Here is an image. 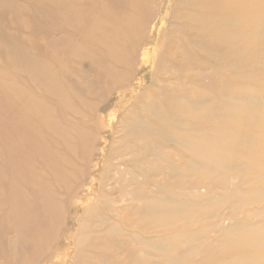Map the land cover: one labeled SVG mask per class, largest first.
Listing matches in <instances>:
<instances>
[{"label":"bare ground","instance_id":"bare-ground-1","mask_svg":"<svg viewBox=\"0 0 264 264\" xmlns=\"http://www.w3.org/2000/svg\"><path fill=\"white\" fill-rule=\"evenodd\" d=\"M40 3L52 15L49 33L70 34L51 43V59L61 64L25 60V50L19 59L50 99V145L61 147L55 156L70 155V172L45 163L56 174L44 186L32 178L39 165L32 177L16 171L20 209L0 196V250L9 256L0 264H18L28 253L39 263L49 256L47 264H211L221 251H263L264 0ZM112 97L125 99L117 111L107 110ZM35 138L34 154L45 162L44 136ZM121 166L133 176L116 187L111 172L120 177ZM57 177L80 184L68 228L59 221L67 203L50 194ZM7 188L0 183V192ZM117 188L124 194L116 197ZM125 195L128 204L118 206ZM247 206L259 210L243 215ZM212 218L219 219L213 227L198 228ZM262 260L244 252L219 264Z\"/></svg>","mask_w":264,"mask_h":264},{"label":"rangeland","instance_id":"rangeland-1","mask_svg":"<svg viewBox=\"0 0 264 264\" xmlns=\"http://www.w3.org/2000/svg\"><path fill=\"white\" fill-rule=\"evenodd\" d=\"M36 11L37 14H35ZM31 15H33L34 18L30 19ZM46 19L49 22L52 19V15L49 11V8H46V6L42 5L40 3V0H0V183L3 182L8 186V188L4 192H0V196L6 197L8 200H12V202H15V208L17 210L20 209L17 197L18 183L13 180V177L17 176L16 171H27L28 176L32 177V169L39 165L43 168V170L41 171L42 173L32 178H38V180L36 181L44 184V186L48 185L47 179L52 180V178H54L56 174L55 169L51 173L49 169H45V163L50 162L52 164L53 162H55L57 165H59V167L65 169L64 173L70 172V165L64 162V160H66L70 155L59 154V156H55L53 151L54 149H58L60 146L57 144H55L54 146L53 143L52 149L50 145V141H54V139H52L53 132L51 131V124L49 122L50 99L45 95L38 84V80H40V78L31 76L27 72H25L19 59L20 53L22 52V50H25L26 54L23 57L25 60H29V58L30 61L43 59V61H46L49 65L54 67H57L59 64H61V61H59L58 59H51V43H54V37H61L64 41L65 35L70 37V34L69 32L67 34H54V30L50 34L49 31L53 29L54 23L52 20L48 24L42 23V21H45ZM35 21H37V23H32ZM35 29H42L44 36H35ZM56 30L60 32L59 28H56ZM17 51H19V53H17ZM41 56H43V58H41ZM121 97H125V95H122ZM112 98L113 99L110 100V104L108 105L107 110L117 111L118 108L122 107L125 99H121L120 97ZM260 101L264 103V97H262ZM257 116L259 119H261V111L257 113ZM37 117L40 120L37 119ZM57 117L59 120H63L64 118L74 120V118L70 114H67L65 112H62L63 119H61L59 113ZM61 130L62 134H65L62 127ZM65 130H67V128H65ZM37 131L41 132V134L44 136V139L42 141H44L43 151L46 153H44L45 156L43 159H47L45 162L44 160L40 161L38 156L34 154V152L37 150L36 142H34L38 141L35 138ZM47 142L49 151H52L49 152V155L46 151ZM32 148L34 150H32ZM230 162L233 161L231 160ZM121 171H123V173H120V177L119 174H116V171L111 172V176L115 177L116 179L115 183H113L112 180L111 182L116 187H119L118 185L122 184L123 182L130 181L133 176V173L131 171H127L123 166H121ZM72 173L77 174L75 168L72 169ZM136 179L141 180V178L139 177H137ZM149 179L160 180V177L156 175H150ZM56 181V183L49 182L50 194L52 195V197L60 201L63 205H66L65 202L67 203L68 206L66 205L67 207H65L66 216L65 218H60L59 221H62L61 228L64 227L65 223L66 227L68 228V220L70 215L76 214L75 210H70V204L72 203L73 199H75V195L80 188V184L72 182L71 179H69V182L68 179H64L68 186L66 185L62 188L61 186H63L65 182L63 183L58 177ZM89 181L90 179L85 183ZM234 185L235 183L233 184V186ZM68 187H70L71 189L67 198L63 195L65 193V188ZM62 189H64V191ZM94 190L96 189L94 188ZM115 194V196L117 197L123 195L124 193L117 188ZM63 199L65 202L62 201ZM123 199H125L126 201L124 202ZM127 204L128 199L125 195L120 198V202L117 205L125 206ZM1 207L4 208L3 210H6L7 208L6 206ZM245 209L248 211L254 209V211L259 210L256 209V206H247L243 208V215H245ZM224 212L226 213V209L223 207L222 209H218L216 214L220 217L221 213L224 214ZM1 215L2 211L0 209V217ZM238 217L240 220L243 219L242 215H238ZM263 218L264 215H261L257 217V220L261 221V219ZM218 220V218H212L211 221L203 220L201 223L205 224H198V228L206 226L207 224H211V227H213L215 222ZM61 237L62 234H60V237H56V241L61 239ZM215 237L216 234L211 228V239L215 240ZM251 248L250 250L239 251L238 253L233 254L228 252L226 255H222V251L217 255L211 254V264L226 263L232 260H238L239 256L244 252H246L247 254H264V250H259L258 245H253ZM79 250L86 251L83 248H80ZM0 258L4 263L9 259L8 253L5 248L4 250H0ZM122 258H124L123 254L120 255V259ZM207 258L208 256L204 259L203 254L199 255L198 257V259L206 261ZM31 259H33V254L28 253L25 255L23 260L21 258L16 260L18 264H47L50 260V257H46V255H44L40 259V263L38 261H32ZM155 261L163 262L162 259H156ZM262 264H264V260H262Z\"/></svg>","mask_w":264,"mask_h":264}]
</instances>
